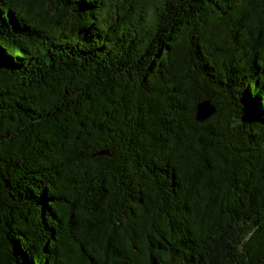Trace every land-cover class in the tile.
<instances>
[{
  "label": "trees",
  "instance_id": "16d2710c",
  "mask_svg": "<svg viewBox=\"0 0 264 264\" xmlns=\"http://www.w3.org/2000/svg\"><path fill=\"white\" fill-rule=\"evenodd\" d=\"M0 264H264V0H0Z\"/></svg>",
  "mask_w": 264,
  "mask_h": 264
},
{
  "label": "water",
  "instance_id": "95a60500",
  "mask_svg": "<svg viewBox=\"0 0 264 264\" xmlns=\"http://www.w3.org/2000/svg\"><path fill=\"white\" fill-rule=\"evenodd\" d=\"M215 112V107L211 104L208 99L199 101L197 103V113L196 119L198 121H203L210 117Z\"/></svg>",
  "mask_w": 264,
  "mask_h": 264
}]
</instances>
